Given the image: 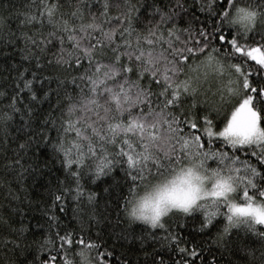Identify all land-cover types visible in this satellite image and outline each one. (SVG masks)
<instances>
[{
	"label": "snow or ice",
	"instance_id": "1",
	"mask_svg": "<svg viewBox=\"0 0 264 264\" xmlns=\"http://www.w3.org/2000/svg\"><path fill=\"white\" fill-rule=\"evenodd\" d=\"M0 192V264H264V0H0Z\"/></svg>",
	"mask_w": 264,
	"mask_h": 264
},
{
	"label": "trees",
	"instance_id": "2",
	"mask_svg": "<svg viewBox=\"0 0 264 264\" xmlns=\"http://www.w3.org/2000/svg\"><path fill=\"white\" fill-rule=\"evenodd\" d=\"M54 171H55V169H54ZM98 191H101L102 192V187L100 188V189H98ZM32 195H33V198L34 199H38L39 198V194H38V192H37V190L36 189H33L32 190ZM113 195H115V193H113ZM3 198V193L2 192H0V199H2ZM71 258V257H70ZM29 259H31V257H29ZM78 259V258H77Z\"/></svg>",
	"mask_w": 264,
	"mask_h": 264
}]
</instances>
